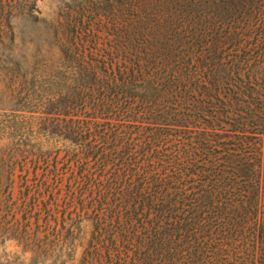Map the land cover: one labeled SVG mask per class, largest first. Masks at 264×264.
<instances>
[{"label":"trees","instance_id":"1","mask_svg":"<svg viewBox=\"0 0 264 264\" xmlns=\"http://www.w3.org/2000/svg\"><path fill=\"white\" fill-rule=\"evenodd\" d=\"M60 28L75 84L27 121L57 147L0 158V210L46 219L9 239L45 264H264V0H102Z\"/></svg>","mask_w":264,"mask_h":264},{"label":"rangeland","instance_id":"2","mask_svg":"<svg viewBox=\"0 0 264 264\" xmlns=\"http://www.w3.org/2000/svg\"><path fill=\"white\" fill-rule=\"evenodd\" d=\"M98 2L102 0H0V158L13 150L57 147L56 137H46L49 132L40 126L29 130L27 121L46 98L48 84H75L67 80L68 71L61 67L54 41L62 36L60 25L83 8L95 9ZM29 97L32 101H26ZM8 178L0 170V183ZM45 219L32 215L30 227L29 216L0 210V264L47 262L45 257L24 254L23 247L9 239L17 229L16 222L20 223L19 233L24 234L27 228L37 232ZM84 232L85 243L78 249L76 261L88 245L90 227Z\"/></svg>","mask_w":264,"mask_h":264}]
</instances>
